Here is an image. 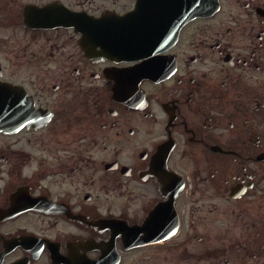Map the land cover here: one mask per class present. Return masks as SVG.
I'll return each instance as SVG.
<instances>
[{"label":"flooded vegetation","instance_id":"flooded-vegetation-1","mask_svg":"<svg viewBox=\"0 0 264 264\" xmlns=\"http://www.w3.org/2000/svg\"><path fill=\"white\" fill-rule=\"evenodd\" d=\"M0 264H264V0H0Z\"/></svg>","mask_w":264,"mask_h":264}]
</instances>
